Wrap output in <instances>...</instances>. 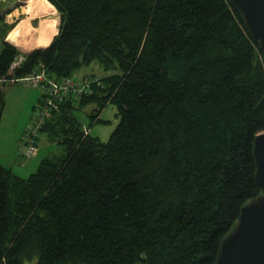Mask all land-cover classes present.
<instances>
[{
  "label": "trees",
  "instance_id": "obj_1",
  "mask_svg": "<svg viewBox=\"0 0 264 264\" xmlns=\"http://www.w3.org/2000/svg\"><path fill=\"white\" fill-rule=\"evenodd\" d=\"M46 1L60 13L47 47L21 52L0 16V77L63 79L94 61L118 73L46 121L61 153L28 177L0 163V264H215L262 192L264 53L242 14L231 0ZM89 103V128L117 106L107 141L73 114ZM5 104L0 86V125Z\"/></svg>",
  "mask_w": 264,
  "mask_h": 264
},
{
  "label": "rangeland",
  "instance_id": "obj_2",
  "mask_svg": "<svg viewBox=\"0 0 264 264\" xmlns=\"http://www.w3.org/2000/svg\"><path fill=\"white\" fill-rule=\"evenodd\" d=\"M34 1L36 0H0V16L5 18L8 15L7 19L10 21L7 24L5 23V29H7V31H9L10 28L16 29L17 26H21L20 23L24 20H27V25L38 27L40 22L44 19H60L58 10L53 12L52 10L42 7V10L40 9L37 11L35 9L30 13L29 9ZM40 1L45 4L47 3L46 0ZM22 27L23 26L20 27L19 31V41L22 36L29 39L28 31L24 30ZM27 39L23 40L25 41L24 43L22 42L25 49H27L25 51H28L33 46H39L38 44L32 45L31 42L33 41ZM3 46V40L0 38V53L3 50ZM115 73H118V70H106L100 62L94 61L89 65L78 68L75 72V76L76 79L80 80L87 76L104 78ZM0 86L4 89L6 100L0 125V163L12 169L15 174L21 177H28L30 174L37 171L40 161L43 158L61 153L63 151V145L59 144L57 141H51L49 133L41 132L39 138V154L30 159L20 156L17 147L18 143L14 142V140L16 139L19 141L20 137L23 139L26 131L34 124L35 118L39 114L37 105L42 100V91L40 88H34L24 83L1 84ZM97 107L98 105L96 103H89L82 108L74 109L73 114L83 125V131L85 127L89 128L88 126L92 122L90 114L97 109ZM117 113V106L114 103H109L100 114L102 121L90 127L91 134L98 137L101 141H107L120 121V117Z\"/></svg>",
  "mask_w": 264,
  "mask_h": 264
},
{
  "label": "water",
  "instance_id": "obj_3",
  "mask_svg": "<svg viewBox=\"0 0 264 264\" xmlns=\"http://www.w3.org/2000/svg\"><path fill=\"white\" fill-rule=\"evenodd\" d=\"M243 16L252 40L264 53V0H231ZM256 179L261 194L241 209L234 228L221 243L215 264H264V132L253 141Z\"/></svg>",
  "mask_w": 264,
  "mask_h": 264
},
{
  "label": "built area",
  "instance_id": "obj_4",
  "mask_svg": "<svg viewBox=\"0 0 264 264\" xmlns=\"http://www.w3.org/2000/svg\"><path fill=\"white\" fill-rule=\"evenodd\" d=\"M24 59V56L14 61L10 67L13 71ZM24 83L42 91V100L38 103L39 114L35 118L34 124L26 131L22 139L20 156L26 159L34 158L39 153L38 137L40 131L45 126L46 121L54 111H58L61 103L70 96L81 97L83 94L92 93L94 86H101L103 82L96 76H87L83 79H76L75 75L63 79L50 78L44 67L37 72L24 77H0L1 84ZM85 135H88L90 128H84Z\"/></svg>",
  "mask_w": 264,
  "mask_h": 264
},
{
  "label": "bare ground",
  "instance_id": "obj_5",
  "mask_svg": "<svg viewBox=\"0 0 264 264\" xmlns=\"http://www.w3.org/2000/svg\"><path fill=\"white\" fill-rule=\"evenodd\" d=\"M43 6L44 3L42 1L36 0L33 2L32 6L30 7L29 12L32 13L35 9L38 11ZM20 24L21 26H23L22 28H24V30L28 31L29 39L27 40H32L33 41L31 42L32 45L38 44L40 47H46L50 44L53 36L57 34L59 27L58 18L44 19L40 22L38 27H33L29 24L27 25V20L22 21ZM21 26H17V28L8 36L9 40L13 41L14 43L16 42L18 44H21L19 41V31Z\"/></svg>",
  "mask_w": 264,
  "mask_h": 264
},
{
  "label": "crops",
  "instance_id": "obj_6",
  "mask_svg": "<svg viewBox=\"0 0 264 264\" xmlns=\"http://www.w3.org/2000/svg\"><path fill=\"white\" fill-rule=\"evenodd\" d=\"M45 5H47V6H45ZM48 7V8H47ZM43 8H46V9H49V10H52L53 12L56 10L54 7H52L50 4H45L44 3V6H43ZM57 11V10H56ZM8 16V15H7ZM7 16L4 18V22L7 24V23H9L10 21H8V19H7ZM39 17V16H38ZM33 18V17H32ZM23 20V19H22ZM21 20V21H22ZM59 20V24H60V19H58ZM14 29L15 28H13V29H11L10 28V30H9V32H8V34H7V36H6V40L8 41V42H10V43H12L13 45H15L21 52H23V53H28V52H31L32 50H34V49H36V48H41L40 46H33L31 49H29L28 51H25V50H27V49H25V46L22 44V42L24 43L25 41H23L24 39H27L26 37H20V43L21 44H18V43H14L13 41H11V40H9L8 39V36L14 31ZM47 47V46H46ZM14 142H16V143H18V145H17V147H18V152H20V147H22V138L20 137V139H19V141L18 140H14ZM39 152H40V146H39ZM39 154V153H38Z\"/></svg>",
  "mask_w": 264,
  "mask_h": 264
}]
</instances>
